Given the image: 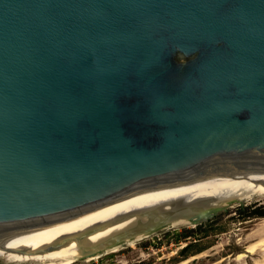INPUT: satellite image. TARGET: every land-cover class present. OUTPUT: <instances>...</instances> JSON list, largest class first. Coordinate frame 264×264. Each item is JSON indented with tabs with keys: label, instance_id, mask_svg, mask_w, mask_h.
I'll list each match as a JSON object with an SVG mask.
<instances>
[{
	"label": "water",
	"instance_id": "1",
	"mask_svg": "<svg viewBox=\"0 0 264 264\" xmlns=\"http://www.w3.org/2000/svg\"><path fill=\"white\" fill-rule=\"evenodd\" d=\"M259 166L264 0H0V241ZM207 206L162 209L106 246L226 210Z\"/></svg>",
	"mask_w": 264,
	"mask_h": 264
},
{
	"label": "bare ground",
	"instance_id": "2",
	"mask_svg": "<svg viewBox=\"0 0 264 264\" xmlns=\"http://www.w3.org/2000/svg\"><path fill=\"white\" fill-rule=\"evenodd\" d=\"M257 195L264 196V167L219 168L212 173L175 180L149 190L136 203L120 208L99 221L43 234L21 235L1 240L0 255L14 253L17 255L14 256L17 264H74L75 259L79 257L90 261L102 256L105 253L102 250H119L120 244L106 245L139 222L155 220L154 215L162 209H176L191 203L226 208L233 206L234 202L249 200ZM144 236L139 234L134 238ZM131 239L133 238L126 239L125 243H130ZM247 240L248 244L236 254L235 259L240 264H264V218L260 228ZM201 253L173 264H189L196 258L207 255ZM221 260H218V263Z\"/></svg>",
	"mask_w": 264,
	"mask_h": 264
},
{
	"label": "rangeland",
	"instance_id": "3",
	"mask_svg": "<svg viewBox=\"0 0 264 264\" xmlns=\"http://www.w3.org/2000/svg\"><path fill=\"white\" fill-rule=\"evenodd\" d=\"M262 210L264 196L242 199L201 223L174 221L159 231L133 238L130 243H119L115 252L102 250L105 253L99 258L86 261L79 257L74 264H173L201 252L207 255L189 264H240L236 254L263 224L264 216L259 213ZM14 256L17 255H0V263L17 264Z\"/></svg>",
	"mask_w": 264,
	"mask_h": 264
},
{
	"label": "trees",
	"instance_id": "4",
	"mask_svg": "<svg viewBox=\"0 0 264 264\" xmlns=\"http://www.w3.org/2000/svg\"><path fill=\"white\" fill-rule=\"evenodd\" d=\"M259 213L264 216V210L260 211Z\"/></svg>",
	"mask_w": 264,
	"mask_h": 264
}]
</instances>
